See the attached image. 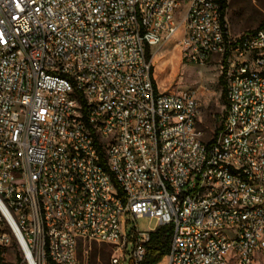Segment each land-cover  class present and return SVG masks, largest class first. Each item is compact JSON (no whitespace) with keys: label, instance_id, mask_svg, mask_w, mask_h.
I'll use <instances>...</instances> for the list:
<instances>
[{"label":"built area","instance_id":"2783aa9c","mask_svg":"<svg viewBox=\"0 0 264 264\" xmlns=\"http://www.w3.org/2000/svg\"><path fill=\"white\" fill-rule=\"evenodd\" d=\"M180 30L226 82L212 142L147 57ZM144 216L172 226L157 264H264V25L232 35L217 0H0V264H81V241L142 264Z\"/></svg>","mask_w":264,"mask_h":264},{"label":"rangeland","instance_id":"374dc122","mask_svg":"<svg viewBox=\"0 0 264 264\" xmlns=\"http://www.w3.org/2000/svg\"><path fill=\"white\" fill-rule=\"evenodd\" d=\"M182 15V14H181ZM179 15V18L181 17ZM264 19V0H228L225 20L232 35L249 33L259 27ZM179 21V20H178ZM180 30L170 41L151 49L155 81L160 90L195 88L201 103L197 126L204 132L203 139L209 141L218 128L223 125L227 105L223 99V85L218 58H210L204 64H191L181 58L179 42ZM160 79L159 74L163 73ZM129 223L136 224L141 230L155 229L161 225L156 218L144 216ZM111 246L100 242L81 241L78 257L81 264H111ZM163 264H167L166 259Z\"/></svg>","mask_w":264,"mask_h":264},{"label":"trees","instance_id":"16d2710c","mask_svg":"<svg viewBox=\"0 0 264 264\" xmlns=\"http://www.w3.org/2000/svg\"><path fill=\"white\" fill-rule=\"evenodd\" d=\"M220 5V14L222 22L225 23V16H226V10L228 7V0H217ZM264 25V19L259 25V27L249 33H253L257 31L259 28H261ZM248 34V33H246ZM152 48H147V57L150 60L152 58L151 53ZM219 82L221 85H223V92L222 96L223 99L226 102V105L228 106V100H227V88H226V82L223 77V75L220 76ZM80 101L82 103V106L84 108L85 106V100L83 97H79ZM222 127V126H221ZM221 127L218 128L214 134L213 139L217 136L218 132L221 130ZM212 142V140L210 141ZM171 237H172V226L171 225H163L159 227L157 230L151 233V241L147 247V252L145 254V257L142 261V264H157L159 263L165 255L168 254L170 250V243H171Z\"/></svg>","mask_w":264,"mask_h":264},{"label":"bare ground","instance_id":"6f19581e","mask_svg":"<svg viewBox=\"0 0 264 264\" xmlns=\"http://www.w3.org/2000/svg\"><path fill=\"white\" fill-rule=\"evenodd\" d=\"M163 74H164V72L159 74L158 77L161 79L163 77Z\"/></svg>","mask_w":264,"mask_h":264}]
</instances>
